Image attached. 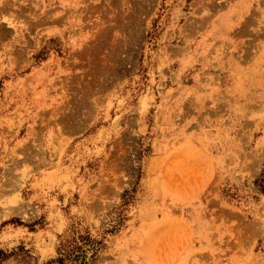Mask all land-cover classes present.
Here are the masks:
<instances>
[{
  "label": "rangeland",
  "instance_id": "rangeland-1",
  "mask_svg": "<svg viewBox=\"0 0 264 264\" xmlns=\"http://www.w3.org/2000/svg\"><path fill=\"white\" fill-rule=\"evenodd\" d=\"M0 250L264 264V0H0Z\"/></svg>",
  "mask_w": 264,
  "mask_h": 264
},
{
  "label": "trees",
  "instance_id": "trees-1",
  "mask_svg": "<svg viewBox=\"0 0 264 264\" xmlns=\"http://www.w3.org/2000/svg\"><path fill=\"white\" fill-rule=\"evenodd\" d=\"M0 254H4V253L0 250Z\"/></svg>",
  "mask_w": 264,
  "mask_h": 264
},
{
  "label": "bare ground",
  "instance_id": "bare-ground-1",
  "mask_svg": "<svg viewBox=\"0 0 264 264\" xmlns=\"http://www.w3.org/2000/svg\"><path fill=\"white\" fill-rule=\"evenodd\" d=\"M130 19V18H129ZM79 125V124H78ZM15 186V185H14Z\"/></svg>",
  "mask_w": 264,
  "mask_h": 264
}]
</instances>
